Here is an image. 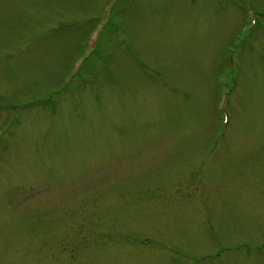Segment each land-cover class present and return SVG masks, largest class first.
<instances>
[{
    "label": "rangeland",
    "instance_id": "obj_1",
    "mask_svg": "<svg viewBox=\"0 0 264 264\" xmlns=\"http://www.w3.org/2000/svg\"><path fill=\"white\" fill-rule=\"evenodd\" d=\"M248 10L264 25V0H0V129L22 109L0 142V264H264V33Z\"/></svg>",
    "mask_w": 264,
    "mask_h": 264
},
{
    "label": "trees",
    "instance_id": "obj_2",
    "mask_svg": "<svg viewBox=\"0 0 264 264\" xmlns=\"http://www.w3.org/2000/svg\"><path fill=\"white\" fill-rule=\"evenodd\" d=\"M125 5H127V4H125ZM129 11H130V14H132V13H134V9H132V8H129ZM122 14H123V12H122V9H120L115 15H113L112 16V19H111V23L115 20V18L116 17H118V20H120V18L122 17ZM260 16H264V12H262L261 13V15ZM111 23H110V25H111ZM109 25V26H110ZM257 30L259 31V32H261V33H264V25H262L261 23H260V25H258L257 26ZM56 32H59V31H56ZM107 34V33H106ZM104 35H105V33H104ZM104 35H103V37H104ZM260 40V39H259ZM259 40H257V41H255V43H254V46H253V50H255L254 49V47H257V44H258V42H259ZM250 46V45H249ZM100 47H101V43L99 42V45H98V47H97V49L95 50V54L92 56V58L97 54V52L100 50ZM250 50V48L247 50V51H245L244 50V53H243V58L245 57V53H247L248 51ZM91 58V59H92ZM91 59H89L88 61H86V63H85V66L83 67V71L81 72V74L79 75V76H81L82 75V73L85 71V69H87V63L91 60ZM90 63V62H89ZM210 70H212V71H216L217 72V70H215L214 68H210ZM242 71L243 70H240L239 72H238V74L239 75H242ZM209 72V68L207 69V73ZM78 76V75H77ZM76 76V77H77ZM75 77V78H76ZM74 78V79H75ZM239 78V77H238ZM215 79H216V81H217V84L219 85V82H221V79H222V77H221V69L219 68V71L216 73V76H215ZM60 80V79H59ZM77 80V79H76ZM76 80H73V82H72V84H70V85H68L67 86V88L66 89H63L62 90V93H65V92H67V91H70L71 93H72V91H77V89H78V87H77V85L75 84V81ZM239 81V80H238ZM240 82V81H239ZM216 84V86H218ZM217 88V87H216ZM215 91H216V89H215ZM215 91H213V93H215Z\"/></svg>",
    "mask_w": 264,
    "mask_h": 264
},
{
    "label": "bare ground",
    "instance_id": "obj_3",
    "mask_svg": "<svg viewBox=\"0 0 264 264\" xmlns=\"http://www.w3.org/2000/svg\"><path fill=\"white\" fill-rule=\"evenodd\" d=\"M94 54H95V53H93V54H92V55H91V56H90V57L87 59V61H88L89 59H91V58H92V56H93ZM82 71H83V69L80 71V73L78 74V76H77V77H79V75L81 74V72H82ZM77 77H76V78H77ZM76 78H75V79H76Z\"/></svg>",
    "mask_w": 264,
    "mask_h": 264
}]
</instances>
